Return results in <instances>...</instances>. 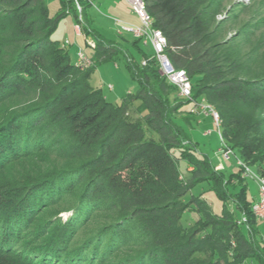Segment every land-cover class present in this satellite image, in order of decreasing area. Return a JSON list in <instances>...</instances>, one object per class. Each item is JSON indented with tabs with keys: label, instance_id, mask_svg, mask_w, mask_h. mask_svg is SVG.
I'll list each match as a JSON object with an SVG mask.
<instances>
[{
	"label": "trees",
	"instance_id": "trees-1",
	"mask_svg": "<svg viewBox=\"0 0 264 264\" xmlns=\"http://www.w3.org/2000/svg\"><path fill=\"white\" fill-rule=\"evenodd\" d=\"M143 2L152 27L165 37L169 63L189 78L192 99L215 110L225 145L263 176L264 75L245 78L225 69L205 0ZM87 6L85 0H59L51 15L44 0H0V174L66 138L69 152L83 159L77 208L105 204L116 212L115 221L134 222L161 264H264L243 169L228 175L216 169L184 128L196 123L191 108L185 110L191 102L178 96L137 40L131 44L139 60L94 30ZM68 15L94 43L83 67L51 38ZM120 54L137 88L110 103L89 79L96 66ZM181 160L185 175L178 170ZM53 183L0 180V264H91L99 249L106 254L121 244L119 234H107L102 247L84 255V247L67 249L80 215L63 224H35L40 209L60 196ZM201 183L222 202L219 214L192 193ZM186 213L194 215L191 222H183Z\"/></svg>",
	"mask_w": 264,
	"mask_h": 264
},
{
	"label": "rangeland",
	"instance_id": "rangeland-1",
	"mask_svg": "<svg viewBox=\"0 0 264 264\" xmlns=\"http://www.w3.org/2000/svg\"><path fill=\"white\" fill-rule=\"evenodd\" d=\"M91 2L86 8V14L93 22V29L107 36L109 40H116L115 26L121 27L124 21L132 19L131 9L130 12L124 4L128 2L126 0H91ZM118 2L121 4H117ZM44 3L51 15L58 10L59 0H44ZM116 7L118 9H115ZM205 11L213 31V42L218 46L220 55L225 57V69L232 70L236 75L245 78L264 75V0H205ZM77 25L78 22L73 16L68 15L58 23L51 36L60 45H65L72 61L79 52L89 57L93 51L84 34L75 32ZM121 45L133 54L135 59H140V54L129 40L121 42ZM140 49L146 56L154 54L149 44L141 43ZM89 84L99 88L110 103H119L122 96L126 93H134L137 88L129 78L125 68V58L121 54L111 61L96 66L91 73ZM15 101L21 102L19 99ZM201 101L202 99L198 100V102ZM136 105L137 103H133L132 107ZM192 106L193 103H188L185 110H189ZM184 128L192 141L199 145V150L207 154L214 166L221 165L225 175L239 173L238 155L232 152L229 158L225 159L219 152L221 142L211 115L203 118L201 124L195 123L192 129ZM208 131L210 134L206 135ZM66 141V138L61 143L52 141L47 149L31 152L28 157L8 166L0 174V180L22 183L49 178L50 182H54L53 184L61 190L60 196L50 206L40 209L35 224H63L75 220L80 215L76 219L78 222L74 223L68 250L75 251L77 248L84 247L87 253L84 255H91L93 250L102 247L101 243L109 234L115 232L120 235L116 239H119L121 244H117L106 254L102 253V248L99 249L100 253L91 257L89 263L161 264L156 259V254L151 253L148 236L134 222L115 221L116 212L105 204L97 208H77L85 182V178H81V174L77 171L83 159L69 152ZM186 166L185 161H179L178 170L182 175L186 174ZM250 170L252 174H255L253 168L250 167ZM241 174L247 183L248 197L256 196L258 186L255 178L252 175L245 177L244 173ZM192 193L201 194L214 213L221 212L222 202L214 192L208 190L205 183L196 185ZM192 219L194 215L186 213L183 222H191ZM255 228L256 241L264 245V220H256ZM198 257L200 260L205 259V256L198 255ZM220 262L222 263V260ZM243 264H257V262L246 260Z\"/></svg>",
	"mask_w": 264,
	"mask_h": 264
},
{
	"label": "built area",
	"instance_id": "built-area-1",
	"mask_svg": "<svg viewBox=\"0 0 264 264\" xmlns=\"http://www.w3.org/2000/svg\"><path fill=\"white\" fill-rule=\"evenodd\" d=\"M130 6L131 11L139 18V26L122 25L121 29L125 32L132 33L137 37L143 44H150L153 51V58L156 60L158 65L159 73L176 88L178 96L181 99H185L193 103L190 109L191 113H208L213 118V124L217 129L218 137L221 142V148L219 150L220 154L228 159L232 154V151L225 145L220 133V121L215 110L208 106L203 100L201 102L194 101L192 99L191 93V82L183 70H177L172 67L169 63L167 57L164 54V48L166 45V40L163 34L152 27L151 18L145 12V6L143 0H126ZM77 5V10L80 12V7ZM119 24L120 22H116ZM76 30L79 29L78 25L75 27ZM65 44H68L65 42ZM88 45L94 48L93 41L88 39ZM65 46V45H64ZM89 63V58L82 52L76 55L75 64L76 66L83 67ZM111 89V86L109 87ZM209 135L210 132H206ZM239 167L243 169L245 177L253 176L257 182L258 190L255 199L253 200L250 210L253 216L257 220H264V175L252 174L249 167L244 165L240 160H237ZM221 167H218L219 169Z\"/></svg>",
	"mask_w": 264,
	"mask_h": 264
},
{
	"label": "crops",
	"instance_id": "crops-1",
	"mask_svg": "<svg viewBox=\"0 0 264 264\" xmlns=\"http://www.w3.org/2000/svg\"><path fill=\"white\" fill-rule=\"evenodd\" d=\"M86 2H87V4H88V6L92 3L91 2V0H85ZM117 4H121L120 2H118ZM125 4V8L126 9H128L129 11H130V6H129V4L128 3H124ZM120 7V6H119ZM115 9H118V7H116ZM131 12V11H130ZM131 16H132V19H127L126 21H124V23L123 24H121V25H130V26H139L140 25V21H139V18L133 13V12H131ZM116 27V30H115V37H116V40L114 39V40H112L113 42H115V43H118V44H120L121 45V42H123V41H130V43H132V42H134V41H138V47L140 48V45H141V41L137 38V37H135L132 33H128V32H125V31H123L122 29H121V27L120 26H115ZM75 32L77 33V34H81L82 32L78 29V30H76L75 29ZM99 32V31H98ZM103 36H105L104 34H102ZM106 38H107V36H105ZM111 40V39H110ZM143 44V43H142ZM143 45H145V44H143ZM147 45V44H146ZM150 45V44H149ZM151 47V46H150ZM152 49V48H151ZM87 56V55H86ZM88 57V56H87ZM90 57V56H89ZM88 57V58H89ZM76 60V57L73 59V62ZM208 113H198V114H196V123L197 124H201L202 123V121H203V118H208ZM216 167V169L218 168V167H221V168H219V169H223V167L221 166V165H217V166H215ZM255 173L257 174V172L255 171ZM255 197L256 196H254L253 197V199H255Z\"/></svg>",
	"mask_w": 264,
	"mask_h": 264
}]
</instances>
